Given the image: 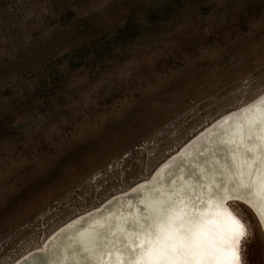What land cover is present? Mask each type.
<instances>
[{"label":"rangeland","instance_id":"1","mask_svg":"<svg viewBox=\"0 0 264 264\" xmlns=\"http://www.w3.org/2000/svg\"><path fill=\"white\" fill-rule=\"evenodd\" d=\"M263 90L264 0H0V264Z\"/></svg>","mask_w":264,"mask_h":264},{"label":"bare ground","instance_id":"2","mask_svg":"<svg viewBox=\"0 0 264 264\" xmlns=\"http://www.w3.org/2000/svg\"><path fill=\"white\" fill-rule=\"evenodd\" d=\"M263 107L264 90L204 123L146 177L63 221L38 245L29 247L9 264H26L37 257H47V250L71 233H75L72 242L79 247L74 258L81 261L72 264H156L164 249L173 264H184L186 260L190 264L196 260L203 264H247L244 244L250 238L251 226L234 209L235 204L245 206L254 216L264 243V216L260 222L254 213V209L264 213V203L258 201L255 189L253 196L236 187L243 183L251 191L252 186L260 191L264 184V117L256 116ZM211 138L213 142L217 140V149L211 146L206 151L204 143ZM221 140H226V146L218 144ZM189 155L199 161L190 159L186 165L184 161ZM167 170H173V174L159 181ZM142 191L148 193L141 195ZM127 202L130 203L124 208ZM118 203L123 204L111 214ZM105 214L113 221L99 228ZM205 216L218 220V237H223L212 251L203 242L208 240L202 241L196 235L203 229ZM232 216L238 217L246 229L242 238H237L239 230ZM89 222L97 225L89 227ZM211 232L217 237L215 228ZM177 248L180 254H176ZM233 250L235 257L231 255ZM58 258L61 264L69 263L67 252Z\"/></svg>","mask_w":264,"mask_h":264},{"label":"water","instance_id":"3","mask_svg":"<svg viewBox=\"0 0 264 264\" xmlns=\"http://www.w3.org/2000/svg\"><path fill=\"white\" fill-rule=\"evenodd\" d=\"M263 109V110H262ZM259 112L256 113V116H257V119H261L264 117V107L262 108ZM246 133V132H245ZM248 138V136H247ZM213 138H211L209 141L205 142L204 145V150H209L210 147H215L216 148V145H217V140L213 142L212 140ZM225 141L226 140H221V143L220 141L218 142V144L222 145V146H226L225 144ZM213 144V145H212ZM217 149V148H216ZM239 155H243L242 152L238 153ZM195 160V161H199L197 158H194L193 159V155H189L187 158H185V161L184 163L187 165L189 163V160ZM187 160V161H186ZM173 174V170H167L165 173L161 174V176H159V181L162 180V177H166V176H171ZM264 184H262L260 186V191L256 188H254L255 186H252V191L247 188V184H243L241 183L240 186L236 187L237 189H241L243 191L246 192V195H247V192L249 191V193L251 195L254 196V189L256 190V195L258 196V201L261 202V205L262 203H264ZM152 191V190H149V192ZM146 193H148L147 191L145 193H143V191L140 193L141 195H146ZM257 198V197H256ZM128 203L130 202H127L125 203V206L124 208L128 207ZM123 203H118L116 204L114 207H112L113 210H111V214H113L119 206H121ZM252 207V206H251ZM253 208V207H252ZM111 209V208H110ZM247 209V208H246ZM248 210V209H247ZM249 212V210H248ZM254 213L255 215L257 216V219L261 222V218L264 216V213L263 212H257L255 209H254ZM250 216L253 218L254 216L249 212ZM109 215L105 214L102 216V223L99 224L100 227L99 228H102L104 226H109L111 225L112 221L111 219H109L110 217H108ZM218 219V218H217ZM254 219V218H253ZM202 224H203V229H199V233L196 232V235L199 236V238L203 241L204 239H207L208 241H203L204 243H208L210 248H211V251L213 250V247L216 243H218L219 241H221L223 239V237H218L219 236V230H218V227H217V221L213 220L211 217H203L202 218ZM220 220V219H219ZM100 222V221H99ZM256 222V221H255ZM97 222L95 223H92V222H89V227H92L94 228L97 224ZM257 224V222H256ZM258 226V225H257ZM193 228V226H192ZM197 228V226L195 227ZM215 228L216 229V233H217V237L214 236L211 232V229ZM94 230V229H93ZM92 230V231H93ZM91 231V230H90ZM75 233H71V234H67L65 235L62 240H59L57 241L55 244L52 245V247H50L47 251H48V256H40V257H37L31 261H29L28 263L26 264H39L41 261H46L47 263H56L57 262H60L59 261V258H58V255L63 253V252H67V262H69L68 264H72L73 262H79V261H76V259L74 258L77 251L79 250L78 246H77V243L75 242H72L73 238H75ZM259 235H260V240H261V234L259 232ZM121 235H118V237H120ZM77 239L79 237H76ZM251 240V239H250ZM263 244V243H262ZM65 248V249H64ZM258 240L256 239L255 241H251V244L249 246V253H248V256H249V262L250 264H260V255H259V251H258ZM91 253H94V252H91ZM89 254V253H88ZM69 257V258H68ZM45 258V259H44ZM74 258V259H73ZM42 259V260H41ZM73 259V260H72ZM203 260H208L207 258L203 259ZM81 262V261H80ZM79 262V263H80ZM208 262V261H207ZM62 262H60L61 264ZM63 264H66V261H63ZM214 264V263H212Z\"/></svg>","mask_w":264,"mask_h":264},{"label":"snow or ice","instance_id":"4","mask_svg":"<svg viewBox=\"0 0 264 264\" xmlns=\"http://www.w3.org/2000/svg\"><path fill=\"white\" fill-rule=\"evenodd\" d=\"M231 219H232V222H233L234 226L236 228H238V230H239V235H238L237 238L238 239L242 238L246 234V229H245L243 223L236 216H232ZM175 252H176V254H180V251H179L178 248L175 250ZM231 255L233 257H235L236 253H235L234 250L232 251ZM156 264H173V262L171 260H169V258H168L167 249L162 250V252L160 254V258H158L156 260ZM184 264H190V262L186 260L184 262ZM195 264H203V261L202 260H196Z\"/></svg>","mask_w":264,"mask_h":264}]
</instances>
